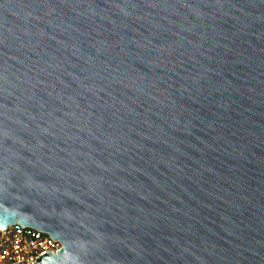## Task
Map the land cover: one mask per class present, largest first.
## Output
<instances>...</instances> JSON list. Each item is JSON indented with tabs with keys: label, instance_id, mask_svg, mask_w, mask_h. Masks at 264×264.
I'll list each match as a JSON object with an SVG mask.
<instances>
[{
	"label": "water",
	"instance_id": "water-1",
	"mask_svg": "<svg viewBox=\"0 0 264 264\" xmlns=\"http://www.w3.org/2000/svg\"><path fill=\"white\" fill-rule=\"evenodd\" d=\"M34 264H264V0H0V229Z\"/></svg>",
	"mask_w": 264,
	"mask_h": 264
},
{
	"label": "built area",
	"instance_id": "built-area-1",
	"mask_svg": "<svg viewBox=\"0 0 264 264\" xmlns=\"http://www.w3.org/2000/svg\"><path fill=\"white\" fill-rule=\"evenodd\" d=\"M61 242L45 230L18 222L0 229V264H34L43 252L56 253Z\"/></svg>",
	"mask_w": 264,
	"mask_h": 264
}]
</instances>
